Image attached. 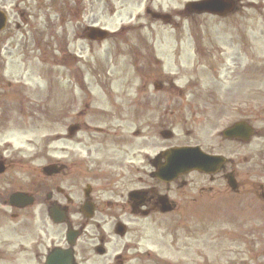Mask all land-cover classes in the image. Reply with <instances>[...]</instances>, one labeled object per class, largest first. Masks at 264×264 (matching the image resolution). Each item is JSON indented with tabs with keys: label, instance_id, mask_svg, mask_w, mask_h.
I'll use <instances>...</instances> for the list:
<instances>
[{
	"label": "rangeland",
	"instance_id": "374dc122",
	"mask_svg": "<svg viewBox=\"0 0 264 264\" xmlns=\"http://www.w3.org/2000/svg\"><path fill=\"white\" fill-rule=\"evenodd\" d=\"M10 1L7 0V4ZM47 1L40 0L41 3ZM91 1L87 27L95 26L109 33L125 29L123 33L128 34L125 38L129 47L126 49L112 37L100 45L89 44L86 61L79 66L82 70L73 72L77 79L84 80L82 91L74 84L59 82L66 71L57 68L61 60L58 54L51 55V69L42 68L36 61L26 65L31 69L25 71L30 83L26 87L41 92L39 101L35 100L39 107L31 105L37 107L38 112H31V119L25 123L20 112L17 115V105L8 104L7 128L0 130V153L14 159L22 156L24 162L36 160L31 167L44 166L51 163V159L59 161L66 156L64 146L70 143L64 139L71 123L66 105L75 103L77 108L73 111L86 110L87 105L84 123L91 128L117 130L115 142L118 144L108 147L109 154L122 156L125 152L126 167L132 151L127 143L122 145V139H131L135 149V175L121 166L119 172L123 178L117 183L89 182L100 197V207L104 208L107 202L122 203L116 197L145 187L139 185V178L147 181L140 167L145 164V157H153L163 147L184 142L198 144L206 151L211 148L209 139L214 121L195 127L194 132L186 123L181 125L197 111L223 115L229 106L264 132V0H238L240 10L223 18L201 15L197 25L179 24L177 16L180 17L187 3L200 0H152V12L172 16L168 25L154 22L144 14L149 0H89V4ZM44 8L34 16L41 28L49 21L51 24L57 21L56 15L52 11L50 14L47 6ZM141 37L155 55L148 68L138 67L136 57L128 55ZM20 59L24 60L22 56ZM155 59L159 65L153 64ZM23 68L21 63V72ZM47 69L51 70V76ZM4 75L12 88L1 82L0 95L15 96L20 73L8 68ZM44 77L49 78L51 102L43 99L48 89ZM158 82L162 88L156 92L154 87L159 86ZM203 103H208L205 106L209 108L202 109ZM163 130H170L174 141H163ZM134 133L136 138L132 137ZM257 138L252 139L245 151H237L236 156H250L243 171L247 173L255 167L261 177L253 172L247 178L249 185L237 194L228 192L221 181L212 184L204 177L191 174L166 192L175 202L174 214L136 218L129 212H97L89 222L86 235L94 234L96 225L102 226L110 239L109 251L120 250L125 245L135 246L131 256L136 264H264V202L259 197L264 192V136L263 140ZM258 144H263V151H256ZM121 161L114 159L113 164L120 166ZM260 184L263 190L256 192ZM70 189L76 194L74 187ZM47 206L42 199L35 208ZM33 213L35 225L32 220L30 234L22 238L28 254L34 250L32 246L43 256L49 245L51 250L66 247L64 227H53L47 212ZM72 215L73 219L79 218L75 212ZM116 216L128 229L123 239H118L113 232ZM33 241L35 244L26 246ZM86 246L92 248V245Z\"/></svg>",
	"mask_w": 264,
	"mask_h": 264
},
{
	"label": "flooded vegetation",
	"instance_id": "af4514ba",
	"mask_svg": "<svg viewBox=\"0 0 264 264\" xmlns=\"http://www.w3.org/2000/svg\"><path fill=\"white\" fill-rule=\"evenodd\" d=\"M149 1L150 4H147L145 7L144 14L152 19V21L160 22L154 16L162 14L160 12H152L150 5L153 1ZM234 2L235 7L233 12L235 13L241 9V5L239 1L235 0ZM45 6H47L50 14L52 11L56 15L57 21L53 24L49 21L41 28L40 23L34 19V16L35 13L44 10ZM89 7H92V1L89 4V0H49L46 3H41L40 0H15L12 3L11 0L8 4L7 0H0V8L4 16L3 29L0 31V83L5 82L4 73L6 70L8 68H15L21 76L18 79L19 85L25 89L26 85L30 84L26 80L27 73L25 71L31 70H28L26 65L36 61L42 68L51 69V55L58 54L61 60L57 68L66 71V76H60L59 82L64 83L65 81L70 85L74 84L78 89L81 88L82 91L84 80L81 77L77 79L73 75V72L82 70L79 66L84 65V61H86L89 44L100 45L104 42H93L87 38L86 24L87 20L89 21ZM156 8L160 9L161 7L156 6ZM200 16L184 9L180 13V17L177 16V18L180 20L179 24L190 23L197 25L199 19H201ZM66 28L67 32H64ZM127 35V33L118 32L110 35V37L115 38L114 40H119L127 49L129 47L128 40L125 38ZM131 54L136 57L137 66L143 68H148L152 56H155L153 48L142 37L138 45L129 49L128 55L131 56ZM20 56L24 58L23 61H21ZM52 58L56 61V58ZM16 59H18V64L16 63ZM152 61L155 65H159L160 63L156 59ZM21 63L24 66L22 72L20 70ZM74 66L76 67L70 71L71 67ZM47 74L51 76V70L47 69ZM44 78L47 81L44 85L48 89L46 95L43 94V99H45L44 102H51V89L47 85L49 78ZM158 85L156 84L155 86L160 91L162 85L160 83ZM22 89L18 92L17 97H10L6 94L0 96V130L4 131L7 128L8 120L5 119V116L8 104L17 105V115L20 112V118L25 119L27 123L31 119V112H38L37 107L40 104L35 100H38L41 92L39 90L31 91L26 88V95H24ZM31 105H36L37 107H31ZM203 105L202 109L209 108L205 106L209 105L208 103H203ZM73 108H77L76 104L73 103L72 105V103H69L65 109L67 111L66 115L71 121L64 137L66 141L70 142L67 146H64L66 156L60 158L59 161L51 159V164H46L47 166L51 165V167H55L56 172H51V176L47 177L42 174L43 169L47 166H30L35 164L36 160L32 161L31 159L24 162L22 156L19 159H14L8 155L3 156L4 152L0 153V264H30L31 262V264H38L41 259L45 258L39 252H35V246H32L34 250H30L28 254V249L21 243V238L24 235L30 234L29 230L31 229L32 220L35 225L33 212H51L50 221L53 227L63 226L65 232L79 234L73 247L74 264H86L88 262L94 264H136L135 258L131 256V250L135 249V246L125 245L120 250L109 251L110 239L104 234L102 226L96 225L94 227L95 233L87 236V229L91 221L87 220L83 212H94V215L97 212H129L131 217L136 218L174 214L176 210L175 202L169 198L166 192L169 191L171 185L181 184L185 176L179 177L173 183L161 182L153 177L157 172L155 166L159 167L164 163L163 160L155 162V159L161 152L169 148L198 146L203 152L211 156L223 157L225 161L217 169H214L215 174L208 176L199 173L193 174L206 178L212 184L221 181L228 192L230 186L227 182L229 178L233 177L237 183V189L234 193L230 190L232 194H237L239 190L249 185L247 181L249 176L243 171L244 165L242 163L247 164L248 159L244 157V159L240 160L237 156L233 158L236 151H245L249 143H243L244 141L241 138L232 139L224 135V132L227 129H231L234 124L238 122L248 123L249 121L244 117L243 113L240 117L238 110H231L228 106L226 114L197 111L191 114L192 118L181 122L182 126L186 123V126L188 125L190 128H193L194 132L195 127H200L209 121H214L209 139L211 141V148L209 150H204L198 144L191 145L189 144L190 142L163 147L153 157H145V164L140 166L147 181L143 182L139 178V185L143 184L145 187L129 191L126 196L122 194L116 197L121 199L122 203L112 204L107 202L104 208L100 207V197L96 196V192L90 186L92 183L89 182L117 183L123 178V174L119 172L121 166L124 169L127 167L128 172L132 171V175H135V149L133 141L131 139H122V145L127 143L128 148L132 151L125 167V152L122 153V156L119 154H109V146L117 147L118 143L115 142V139L118 138V134H116L117 130L91 128L87 123L82 121L86 117L87 105L84 107L86 110L73 111ZM48 113L51 114L50 112ZM230 114L233 116L230 117ZM161 135L163 138L168 137L162 133ZM253 135L258 137L257 140H262L264 132L256 128L253 130ZM132 137L136 138V134L134 133ZM165 141L172 142L174 138L172 136L169 140ZM256 151H263L262 144L256 146ZM114 159L122 160L120 166L113 164ZM145 167H147V170H145ZM250 171L254 170L251 169ZM260 174L261 172L259 171V177ZM242 176L244 180H241ZM50 180L51 182H49ZM106 184L103 185L107 187ZM78 185L83 186L78 188ZM70 187H74L77 190L76 194ZM258 187L259 189L256 192L263 190L262 184L258 185ZM15 194L22 196V202L17 205H13L10 201L11 197ZM132 194H134V199L131 198ZM28 199L32 200L31 205L23 206L24 202H27ZM42 199L45 203H48V206L43 209L35 208V206L40 204ZM160 200L165 201V208L169 206V214H160L162 210ZM72 212H75L79 218L73 219ZM2 218L8 220L9 224L3 223ZM113 221V231L116 225L123 223L119 216L113 218ZM125 236L116 237L123 239ZM33 237L37 239L38 236L33 234ZM88 237L91 238L88 240ZM81 244L92 245V248H88L86 245L81 246ZM66 246L63 250L69 248L67 244ZM46 249L47 254L51 255V246ZM30 254L33 257L29 258ZM111 254L112 257H110ZM22 255H26L27 257H23Z\"/></svg>",
	"mask_w": 264,
	"mask_h": 264
},
{
	"label": "water",
	"instance_id": "95a60500",
	"mask_svg": "<svg viewBox=\"0 0 264 264\" xmlns=\"http://www.w3.org/2000/svg\"><path fill=\"white\" fill-rule=\"evenodd\" d=\"M189 7L196 13H209L215 15H223L229 12L232 8L229 2L223 0H204L198 3H192ZM91 34L98 35L102 38L104 33L97 30H92ZM236 129V128H235ZM242 135L240 130H236L232 136ZM166 161V165L161 168L156 177L163 181H171L180 174L187 173L193 170L209 173L211 167L218 162V158L211 159L210 157L199 153L196 149H177L169 151L162 155ZM49 168L47 171H50ZM13 200H17L14 197ZM73 237L70 236L69 240ZM51 258V264H71V255L69 253H54ZM63 258V259H62ZM47 264H49L47 262Z\"/></svg>",
	"mask_w": 264,
	"mask_h": 264
}]
</instances>
